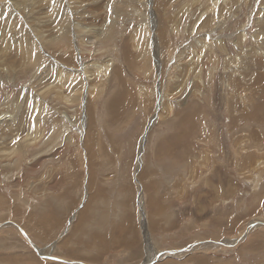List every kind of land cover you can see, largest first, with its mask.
I'll list each match as a JSON object with an SVG mask.
<instances>
[{
    "label": "rangeland",
    "instance_id": "374dc122",
    "mask_svg": "<svg viewBox=\"0 0 264 264\" xmlns=\"http://www.w3.org/2000/svg\"><path fill=\"white\" fill-rule=\"evenodd\" d=\"M2 133L0 264H264V0H0Z\"/></svg>",
    "mask_w": 264,
    "mask_h": 264
},
{
    "label": "bare ground",
    "instance_id": "6f19581e",
    "mask_svg": "<svg viewBox=\"0 0 264 264\" xmlns=\"http://www.w3.org/2000/svg\"><path fill=\"white\" fill-rule=\"evenodd\" d=\"M200 6V5H199ZM206 23V22H205ZM205 29V28H204ZM206 29H208V28H206ZM61 47V46H60ZM62 48V47H61ZM223 48V47H222ZM50 51V50H49ZM94 66V65H93ZM70 72V71H69ZM68 72V73H69ZM77 72V71H76ZM71 73V72H70ZM70 76V75H69ZM70 77H73V76H70ZM74 79H75V77H74ZM72 83V82H71ZM95 86H93V88H92V90H95ZM2 91V90H1ZM101 91V90H100ZM95 93V92H94ZM121 105H122V102H121V98H120V96L119 95H117L113 100H112V102H111V104H110V111H111V116H117L118 115V113H121L119 110H120V108H121ZM2 108V107H1ZM76 121V120H75ZM188 125V124H187ZM15 131H20V130H18V129H15ZM41 132V131H40ZM17 133V132H16ZM92 132L91 131H89V135L91 134ZM4 136H3V135ZM2 134H0V138H3V137H5V138H8L9 136L7 135L6 136V133H2ZM15 134V133H14ZM20 135V134H19ZM18 135V136H19ZM12 137H14V136H12ZM22 137V136H21ZM93 137L94 136H91V138H90V140H92L93 139ZM95 137H97V136H95ZM94 137V138H95ZM9 138H11V137H9ZM86 142H87V148L89 149L88 151H89V158L91 157V158H93L94 157V154H95V151L92 149L91 150V148L89 147V145L91 146V147H95V145H96V141L95 142H90L89 140H88V137H86ZM20 141L21 140H19V142L15 139V142H14V144L15 143H20ZM25 143H26V141H25ZM16 144V145H17ZM20 145V144H19ZM29 145V144H28ZM20 146H23V144H21ZM19 146H17V148H18ZM96 149V148H95ZM97 151V150H96ZM95 159V158H94ZM155 163V162H154ZM191 165V164H190ZM151 170V169H150ZM218 179V178H217ZM101 186V185H100ZM235 194V193H234ZM90 200V199H89ZM161 213V212H160ZM81 215V214H80ZM84 215V214H83ZM82 215V217H81V219H80V222L84 219V216ZM91 215V213H89V215L88 216H90ZM46 222H42L40 225H37V229L36 228H34V227H30L31 225L30 224H27V226L25 225V228H24V225L22 226L23 227V229H19L20 230V232H23L25 235L29 232V230L32 232V234H33V237H34V239L35 240H37V241H39V243H41V242H45L47 239H48V237H49V235H50V233H51V231H52V229L57 225V224H59V223H56L54 220H52V223L50 222V223H48L47 222V220H45ZM37 224V223H36ZM14 225V224H13ZM15 227H17L16 225H14ZM21 227V228H22ZM78 231H80L81 233H83L84 234V231H85V229H86V227L85 228H83L82 229V227H78ZM132 229V228H131ZM136 229V228H135ZM125 230V229H124ZM27 232V233H26ZM54 232V231H53ZM75 233H77V232H75ZM82 234V235H83ZM125 235H126V233H124ZM128 234V233H127ZM27 236V235H26ZM36 241V242H37ZM42 244V243H41ZM67 245V244H66ZM207 245H210V244H204V246H207ZM198 246V245H197ZM40 249V248H39ZM41 250H43V249H41ZM44 251V250H43ZM40 253H42V251H39ZM83 253V252H82ZM45 255V254H44ZM163 258V257H162ZM160 260V259H159Z\"/></svg>",
    "mask_w": 264,
    "mask_h": 264
},
{
    "label": "water",
    "instance_id": "95a60500",
    "mask_svg": "<svg viewBox=\"0 0 264 264\" xmlns=\"http://www.w3.org/2000/svg\"><path fill=\"white\" fill-rule=\"evenodd\" d=\"M55 260H59V261H62V260H60V259H55Z\"/></svg>",
    "mask_w": 264,
    "mask_h": 264
}]
</instances>
